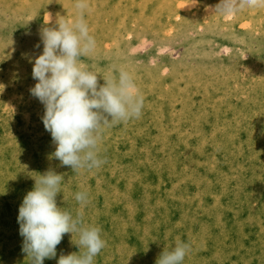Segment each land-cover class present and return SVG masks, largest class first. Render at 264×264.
I'll use <instances>...</instances> for the list:
<instances>
[{
    "label": "rangeland",
    "instance_id": "obj_1",
    "mask_svg": "<svg viewBox=\"0 0 264 264\" xmlns=\"http://www.w3.org/2000/svg\"><path fill=\"white\" fill-rule=\"evenodd\" d=\"M194 2L88 0L96 46L83 64L98 85L129 70L144 103L102 126V164L77 170L43 147L51 135L30 93L40 32L73 19L75 0H0V181L30 191L38 173L61 174L57 205L106 241L94 264H155L177 241L190 248L184 264H264V10L223 17L219 0ZM19 227H1L0 264H29ZM77 241L65 233L43 263Z\"/></svg>",
    "mask_w": 264,
    "mask_h": 264
},
{
    "label": "clouds",
    "instance_id": "obj_2",
    "mask_svg": "<svg viewBox=\"0 0 264 264\" xmlns=\"http://www.w3.org/2000/svg\"><path fill=\"white\" fill-rule=\"evenodd\" d=\"M74 7L73 19H57L58 26L42 28L43 50L32 68L37 83L30 93L44 105L41 119L56 144L52 155L78 170L102 164L98 155L102 126L138 117L144 98L132 73L123 67L117 76L103 78L104 83L98 85V73L81 60L96 46L86 19L88 0H75ZM247 10H264V0H219L213 9L223 17H235ZM33 178L34 186L23 197L17 217L24 238L22 251L30 257L29 264H43L45 259L56 257V246L65 233L78 234L75 244L79 251L62 253L57 264H94L106 244L101 229L85 225L82 212L73 216L57 205L61 174L49 169ZM75 199L83 206L88 193L78 191ZM189 252L185 242L177 241L170 250H163L155 264H184Z\"/></svg>",
    "mask_w": 264,
    "mask_h": 264
},
{
    "label": "bare ground",
    "instance_id": "obj_3",
    "mask_svg": "<svg viewBox=\"0 0 264 264\" xmlns=\"http://www.w3.org/2000/svg\"><path fill=\"white\" fill-rule=\"evenodd\" d=\"M244 14V13H243ZM243 14L241 15L240 14V16H242L243 17ZM244 18V17H243ZM30 84V83H29ZM32 85V84H31ZM30 86V85H29ZM34 86V85H33ZM28 90V89H27ZM29 103H31V102H29ZM35 104V103H34ZM40 106V105H39ZM44 106V105H43ZM23 107V106H22ZM26 108V107H25ZM24 108V109H25ZM31 108V107H30ZM40 108H41V106H40ZM37 109V108H36ZM39 109V108H38ZM34 110V109H33ZM40 110V109H39ZM44 109H42L41 111L42 112H44L43 111ZM29 111V110H28ZM41 112V113H42ZM39 113V112H38ZM41 113H39V115H40V117H42L41 115ZM187 114V113H186ZM198 114V113H197ZM197 116H199V115H197ZM205 116V115H204ZM203 116V117H204ZM188 117V116H187ZM196 117V116H195ZM26 118V119H25ZM25 118H23V120H27V117H25ZM191 118H192V120H194L193 119V116H191ZM205 118V117H204ZM203 118V119H204ZM177 119V118H176ZM200 119H202V118H200ZM203 119H202V121H203ZM210 119V118H209ZM129 120V119H128ZM196 120V119H195ZM198 120V119H197ZM185 122L187 121V120H184ZM192 122L191 121V119H189L188 120V122ZM199 121V120H198ZM206 121V120H205ZM188 122H186V123H188ZM189 122V123H190ZM194 122V121H193ZM27 123H28V121H27ZM27 123H26V125H27ZM126 123V122H125ZM211 123V122H210ZM29 124V123H28ZM130 124V123H129ZM132 124V123H131ZM185 124V123H184ZM183 123H182V126L184 125ZM126 125V124H125ZM189 125V124H188ZM204 125H205V123H204ZM30 126V125H29ZM127 127H130V126H128V125H126ZM190 126V125H189ZM191 126H193V125H191ZM190 126V127H191ZM195 126V125H194ZM27 127V126H26ZM181 127V126H180ZM184 127V126H183ZM212 127V126H211ZM29 129H30V127H29ZM111 131H110V133H113L114 131H115V129H116V126H112L111 128ZM191 129H193V128H191ZM210 130V129H209ZM208 131V130H207ZM117 132H119V130L117 131ZM50 135H51V133H50ZM143 137V136H142ZM44 143V146L43 147H45L46 149H51V150H55V148H56V144L54 143V141H53V139H52V136H51V138L49 139V143L47 144V141L46 142H43ZM111 143V142H110ZM197 148V147H196ZM201 149V148H200ZM197 150H199V149H197ZM196 150V151H197ZM200 151V150H199ZM11 164V163H10ZM13 174V173H12ZM4 178H5V176H4ZM5 183V182H4ZM30 186H25V185H23V184H19V183H16V184H13V185H6V184H3V183H1V181H0V229H3V228H1V227H6V226H8L9 224H11V223H17V224H19L18 223V220H17V217H18V210H19V208H18V206H17V202H18V199H19V196L20 195H22L23 193H26V192H28V188H29ZM204 207V206H203ZM3 248V247H2ZM5 249H2L1 251H4ZM2 262V261H1ZM44 264V263H43Z\"/></svg>",
    "mask_w": 264,
    "mask_h": 264
}]
</instances>
